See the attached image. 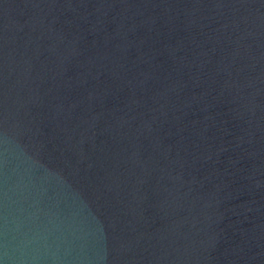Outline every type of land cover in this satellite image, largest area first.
<instances>
[{"label":"water","instance_id":"95a60500","mask_svg":"<svg viewBox=\"0 0 264 264\" xmlns=\"http://www.w3.org/2000/svg\"><path fill=\"white\" fill-rule=\"evenodd\" d=\"M0 264H264V0H0Z\"/></svg>","mask_w":264,"mask_h":264}]
</instances>
